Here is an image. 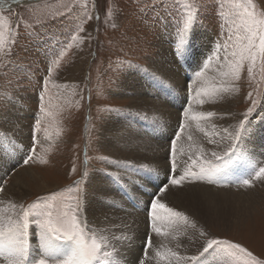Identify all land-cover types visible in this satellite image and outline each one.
<instances>
[{
	"label": "rangeland",
	"instance_id": "1",
	"mask_svg": "<svg viewBox=\"0 0 264 264\" xmlns=\"http://www.w3.org/2000/svg\"><path fill=\"white\" fill-rule=\"evenodd\" d=\"M240 2L241 0H44L25 6H11L0 11V15L11 21L13 27L10 37L14 40L11 53L6 55L5 62L0 64V138H6L4 141L7 142L5 143L7 151L4 157H1L0 163L6 168L10 167L2 171L0 187L11 186L14 176L27 170L29 175L37 179L34 181L33 178H28L22 173L26 180L23 190L25 197H21L23 198L21 205L25 206L24 208L37 203L42 204L44 198L52 195H56L54 203L58 207L69 205L72 203L70 198L78 194L75 191L78 182L80 189L88 195L90 177L93 175L105 178V173H110L109 169H112L110 161L120 159L111 156L104 140L110 138L112 144L121 145L120 139H123V146H129L131 143L139 145V134L142 129L138 126V122L135 125L134 121H141L144 129L142 134L144 145H139L143 153L138 152L137 155L148 156L152 151L151 146L148 145V135L153 136L154 132L157 133L156 140L161 139L154 142V146L156 144L154 153L161 152L159 148L163 146V154L162 157L144 160L133 156L129 161L126 158L119 160L129 166L121 169H131L129 171L133 174L125 173V176L128 179L126 181H131L134 187L130 188L125 183L124 177H119L122 184L114 183V187L120 194L124 193L123 198L129 201L131 206H133L131 200L137 201L139 197L136 196L139 194L143 193L142 199L149 200L143 211L139 205L133 207L142 211L140 216L130 215L131 220L124 219L120 215L116 216L120 220L113 234L120 233L122 237L117 240L116 237L114 238L117 242L109 245V251L114 248L120 262L139 264L149 236L152 237L153 247L147 249L150 259L144 264L148 262L156 264L158 258L155 257V252L161 243L167 244L168 247L172 246L176 251V242L174 243L170 237L167 241H162L161 237L151 231L149 205L158 191L167 187L168 191L163 194L164 198L165 195L171 197V189H174L177 200L185 203L189 194L193 196L195 190L205 192L212 190L214 193L228 190L236 193L247 188L240 183L246 178V173L237 174L232 169L235 171L243 169L247 160L264 165V62L258 60L256 68L251 73L250 65L245 63L239 80L226 78L231 83L234 97L229 99L230 110L227 109L229 112H221L223 116L219 113V118H215L217 120L223 117V121H220L230 126L229 132H234L248 109H253L248 116L249 124L246 126L248 134L242 135L241 141L238 142L240 154L245 157V161L224 173L213 176L215 179L211 177L217 181L216 183H208V177L194 184L185 182L182 187L170 183L171 140L178 134L179 126L183 122V112L188 109L189 104L191 105V92L195 90L192 85L196 80V73L198 70L208 72L210 67L215 65L213 62L215 49L221 44L233 43L236 33L243 32L241 25L246 18L243 17L242 10L236 7ZM186 3L197 12L193 35L198 41L194 39L192 44L195 46V42H200L196 50L203 52L199 57L204 61L201 59L190 61L185 57L190 66H200L192 68V71H181L179 68L177 70L179 74L174 78H169L167 75L159 76L151 65L153 60H157L156 58L160 56L159 43L162 38H174L168 43L172 47L170 48L173 56H176L173 63L181 62L183 58L178 57L174 49L178 25L182 23L187 11ZM244 3L248 6L246 0ZM248 7L254 10L257 19L264 17V0H252V5ZM89 16L91 19L87 18ZM81 27L83 31H79ZM77 35L79 39L74 40L73 37ZM229 36L233 37V40L229 41ZM203 40H208L205 41L206 45L202 43ZM207 45L208 47L210 45V50ZM220 53L224 56L223 49H220ZM165 54L166 60L169 59V54ZM132 71L138 73V77L134 79L135 88L144 79L143 85L150 88L147 90H155L156 87L161 89L157 92V98L160 97L162 101L166 100L171 104H181L178 114L173 115L174 118L167 117L161 120L159 117L157 123L149 113L141 115L137 111V107L132 105L133 98L131 100L128 96H122L120 86ZM153 74L164 82L161 83L164 86H158L159 82L153 79ZM45 80L48 82L46 90H44ZM179 82H183L185 87ZM165 84L172 88L166 87ZM172 92L175 93L174 97H171ZM42 93L48 115L40 112ZM22 115H27V118H23ZM38 121L37 131L35 125ZM149 122L152 124H147L145 127ZM192 123L194 121H189L184 135L177 141V147H183L186 152L190 151L187 147H194L195 150L190 153L195 157L199 150L187 140L189 134L196 133ZM110 124L112 134L110 137H105L103 134ZM15 127L20 133L16 132L17 129L14 131ZM223 134L227 136L226 133ZM199 137V140L203 141L202 144H206L205 134ZM129 139L132 140L131 143ZM209 146L214 148L215 144L209 143ZM33 148H35L34 155L31 152ZM206 148L207 146L204 149ZM30 155H33V159L28 160ZM203 159H211V152L205 150ZM25 160H27L26 164ZM41 160L46 162L42 163ZM186 160L187 155L177 156L179 163L175 173L177 176L183 172V162ZM133 169L142 170V179H138L137 175L140 173ZM256 182L258 181H254ZM262 183L264 181H259L255 189L258 196L250 202L251 215L248 218L228 226L211 225L203 230L207 235L193 239L187 253L183 251L182 254H195L198 250H202L207 239L215 238L239 243L247 248L260 264H264V184ZM221 184L228 186H220ZM184 188L186 189L182 190ZM3 193H0V200ZM10 198L14 199L12 196ZM119 206L120 204L117 205V209ZM176 210L183 212L184 209L176 208ZM183 213L189 216L187 209ZM80 218L82 222H86L83 210ZM87 226L96 232L88 224ZM130 226H133L132 229L129 228ZM36 230L34 224L29 228V233L33 232V240L37 244L35 235L38 230ZM109 233L112 234V231ZM29 238L32 239V236ZM124 248H128L129 256L122 258L125 252L120 250ZM35 250V254L32 255L34 258L37 256V248ZM208 260L213 261L214 264L217 261L219 264H230L231 258L223 256L217 250L208 255Z\"/></svg>",
	"mask_w": 264,
	"mask_h": 264
},
{
	"label": "snow or ice",
	"instance_id": "2",
	"mask_svg": "<svg viewBox=\"0 0 264 264\" xmlns=\"http://www.w3.org/2000/svg\"><path fill=\"white\" fill-rule=\"evenodd\" d=\"M16 2L17 0H13V3ZM246 3L251 6L252 0H246ZM248 6H245L244 0L236 5L237 8L242 10L243 17L246 18L241 25L243 32H237L233 43L221 44L214 53L213 58L220 61V49L224 51L223 63L220 64V68L224 70L219 71L220 77H231L234 80H239L245 63L250 65L249 72L251 73L256 68L258 60L264 62V17L257 19L254 10ZM10 7L5 3V0H0V11ZM185 7L187 11L182 23L178 25L174 49L178 57H187L193 51V29L197 12L187 3ZM87 18L91 19L90 16ZM12 27L11 21L0 15V64L5 62L4 57L11 53L14 45V40L10 37ZM79 31H83V28L81 27ZM73 39H79V36L77 35ZM228 40H233V37L229 36ZM68 46L70 47V45ZM203 77V71L196 73V80L193 81L192 86L194 87L196 82L201 81ZM153 79L162 84L164 83L154 74ZM212 79L215 80L216 77ZM47 83V80H45L44 90L47 89ZM207 84L208 82L204 81L196 91L197 102L201 105L204 103L203 97L229 91L225 80H221L219 84H213L211 87L206 86ZM165 86L170 87L167 84ZM40 101V112L48 115L49 113L43 103V93L40 96ZM252 111V108L248 109L244 119L239 122L234 132H229L227 128L222 130L230 140L226 149L222 152L212 151L211 159H203L204 149L202 147L194 157L190 152H186L183 147L178 148L177 141L184 135L185 129L189 126V121H195L197 130L203 132L209 138L208 142L216 143L212 137L220 136V133L215 130V126H212V131L209 132L200 123L201 121H209L210 118L215 116V113L193 112L191 105H189L188 109L183 112V122L179 126L178 134L171 142L169 155L171 163L170 183L182 187L185 182L194 183L206 177L209 178L208 183H216L217 181L211 179V177L218 173H224L238 163L244 162L245 157L240 154L238 142L241 141L242 135L248 134L246 126L249 124L248 116L251 115ZM35 128L37 131L39 130V121L36 123ZM4 139L6 138H0V152L3 151ZM192 139L191 135L187 136L188 141H192ZM31 152L34 155L35 148L31 149ZM33 155H30L28 160L33 159ZM178 155H187V160L183 162V172L177 176L175 173L178 167ZM41 162L45 163L46 161L41 160ZM24 163L26 164L27 160ZM110 163L116 162L110 161ZM124 167L129 166L125 165ZM146 170L154 171L151 169ZM240 171L246 173V178L240 181L242 186L251 188L255 186L254 181H264V165H258L251 162V160H247L246 166ZM106 175L112 174L106 173ZM85 176H87V173H85ZM115 179L119 182L120 178L116 177ZM220 186L228 185L221 184ZM75 191L78 194L70 198L72 203L62 207H58L54 203L56 195H52L44 198L42 204H33L28 208L8 202L7 210H12V215L9 216H4L3 213L6 209L0 208V260L6 262V264H49V261H51V264H120V260L115 255V249L109 251L110 242L108 237L94 232L87 226L86 222H82L80 217L87 193L80 189L79 182ZM167 191V187H164L150 201V227L151 231L159 237L167 239L171 236L172 240H177V233L186 232L187 228L195 230L197 225L195 222L190 223L189 217L183 212L177 211L161 201L160 196ZM3 192L4 188L0 187V193ZM17 208L19 212L15 211ZM32 224L38 230L36 233L37 256L30 259L29 228ZM199 235L203 237L207 233L200 231ZM180 246L179 243H176L177 249ZM152 247V237L149 236L143 258L139 260V264H144L146 260L150 259L147 249ZM217 250L223 256L231 258L230 264H260L252 253L239 243L215 238L207 239L202 246V250H198L191 255L181 254L168 247L167 244H161L155 252V257L158 258L156 264H214L213 261L208 260V255ZM216 264H219V262L217 261Z\"/></svg>",
	"mask_w": 264,
	"mask_h": 264
},
{
	"label": "bare ground",
	"instance_id": "3",
	"mask_svg": "<svg viewBox=\"0 0 264 264\" xmlns=\"http://www.w3.org/2000/svg\"><path fill=\"white\" fill-rule=\"evenodd\" d=\"M37 3H39V2H37ZM25 5H29V4H25ZM25 5H21V6H25ZM171 38L174 39L173 37H170L169 39H163L162 38L161 43H159V44H161L160 56H159V58H156L157 60H153L152 65H151L153 71L156 74H158L159 76L167 75L169 78H171V77L174 78V76L176 74H179V72H177V70L179 68H181V71L182 70H186V71L189 70L190 71L192 68L195 69L197 66H200V65L190 66L189 64H187V60L185 59V57H183L181 59V62L178 61L176 63H173L175 61V59H176V56H173V53H172L173 51H171L172 47H171V45L168 44L171 41ZM194 39H196V38H194ZM166 41H168V42H166ZM205 41L208 42V40H203L202 43L206 45L207 43H205ZM194 44H195V46L192 44V49H193L192 53L190 55H188L187 57L190 59V61H193V60L200 61L201 58L199 56L202 55L203 52H198V50H196V46H198L197 44H200V42H198V43L195 42ZM207 47H208V45H207ZM209 48H210V45H209L208 49ZM216 50L217 49H215V51ZM165 53L169 54V59H167V60H166V54ZM219 55L221 57V60L217 61L215 59L213 61L215 65H212L210 67V69L208 70V72L205 73L203 71L204 72L203 79L201 81L196 82V84L194 86L195 90L193 92H191L192 95H191L190 102H191V108H192L193 112H201V111H203V112H213V113H215V116L210 118L209 121H201L200 123H201V126L206 128L209 132L212 131V126H215V130L220 133V136H213L212 139L215 140L216 143H210V144L211 145L215 144V146H214L215 151L222 152L224 149H226L227 145L230 143L228 137L223 134L222 130L225 129V127H226L230 131V129H229L230 126L228 124H224L222 122L223 121L222 120L223 117H221V119H217V120L215 118H219L218 116H219V113H221V112H229L227 110V109H229V103H230L229 99L230 100L233 99L234 93H233V88L231 86V83L228 82L226 78L220 77V75H219V71L224 70V69L220 68V64L223 63V59H222L223 55H221L220 52H219ZM201 61H204V60L201 59ZM213 67H214V69H213ZM198 72H199V70H198ZM135 77H138V73L135 72V71L130 72L128 77H125L124 83L120 86V89H121V92H122V96H124V97L128 96L131 100H132V98L134 99L132 101V105L137 107V111L141 115L142 114H147L148 115V113H149L151 115V117L153 119H155V122H157V120L159 122V119H158L159 117H161V120H163V119L165 120L167 117H171V119H172V118L175 117V116H173L175 113L178 114V111L180 109L179 106L181 104L176 105L174 103L175 104L174 105V104H171L169 101H166V100L162 101L160 99V97L157 98V94H158L157 92L159 90H161V89L156 87L154 89L157 90V91L152 90V89L151 90H147V89H150V88L143 85L144 82H145L144 79L135 88L133 86ZM213 77H216V79L213 80L212 79ZM178 80H180V79H178ZM221 80H225L226 81V83H227V85L229 87V91L228 92H221V93L216 94V95H210V96L203 97L204 103L202 105L197 102L196 91L201 86V84L204 83V81L208 82V84L206 86L211 87V85H213V84H219ZM176 82H174V83H176ZM179 84L182 87H185L183 82H179ZM158 86L162 87L164 85H162L159 82ZM170 88H172V87H170ZM194 95H195V98H194ZM150 97L154 98V100L156 98L157 100L154 101ZM186 101L188 102V97H187ZM13 105H15V104H13ZM12 109H14V106H13ZM18 111L21 112V110H19V109H18ZM18 113H17V115H18ZM222 116H223V114H222ZM22 117L23 118H27V115H22ZM20 119H21V117H20ZM220 120H222V121H220ZM179 121H180V117L178 119V123H179ZM229 121L232 122L231 120H229ZM134 122H135V125H137V122H138V126L142 129L140 134H139V137H140L139 145L140 146L144 145L143 144V137H142V134L144 133L143 122L142 123H141V121L140 122L139 121H134ZM147 124L149 125V124H152V123L151 122L146 123V126H145V123H144V126L147 127ZM16 126H17V124H16ZM192 126L195 129L196 133H194V132L192 133L191 136L193 137V139H192V141H190V145L196 146L197 150H199V147L200 148L202 147L204 149L207 146V148L204 149V151L206 150L207 152H212L214 148H213V146L212 147L209 146V142H208L209 138L207 137L206 138L207 140H204V141H206V144H202L203 141L199 140V138H200L199 135H201V137H202V135L204 136L203 132H200V131L197 130L195 121H194V123H192ZM15 130H16V132H18V128L17 127H15L14 131ZM148 131H150V130H148ZM18 133H20V132H18ZM111 134H112V125L110 124L109 127H107L105 129V132H104L103 135H105V137H110ZM22 136H24V135H22ZM148 138H149L148 145L151 146L150 149L152 150L148 154V156H146L145 154H144V156L137 155L138 152L139 153H143L142 148H140V146L137 143H131V141H132L131 139L128 140L129 143H131V145H129V146H123V139H120V144L121 145L112 144L111 141H110V138H107L106 141L104 140V142L106 143V146H107L106 148H108V150H110L111 156H113V157L116 156V158L120 157L119 160L126 158L129 161L130 159H132L131 156L137 157V158H140V159H143V160L144 159H151L153 157H155V158L162 157L163 146H161L159 148V149L162 150V151L159 150L161 152H157L156 151V153H154V149L156 148V144L154 146V142L155 141H161V139L160 140H156L157 133L154 132L153 136L152 135L151 136L148 135ZM159 138H160V135H159ZM5 143H7V142H5L3 140V151L0 152V160L2 159L1 157H4V155L6 154L5 152L7 151V147H6ZM217 145H219V146H217ZM187 148L191 152L193 150H195L194 147H187ZM190 151H188V152H190ZM255 151H257V150H255ZM248 153L250 154V152H248ZM13 157L14 156H12V158ZM4 160H6V159H4ZM119 160L118 161L115 160L116 163H114V164L112 163V165H111L112 169H109L110 173L112 175H106V173H105V178H101L100 176L96 177V176H93V175L90 177V179H89L90 192L88 191L89 193H88V195L86 197V200H85V202L83 204L84 206H83V209H82L83 210V217H84L86 223L89 226H91L93 229H95L97 233L106 235L108 237V239H109V242L111 241L110 244H112V242H114L116 244V242H117L116 240L118 238L122 237V234H120V233L113 234V231L116 232V229H117L116 224H119V220H120V218L116 217V216L120 215V217H122L124 219H129V220L132 219L131 216L132 217L140 216L139 214H141L143 209L146 208V206H147L146 203L149 200V199L147 200L146 198L142 199V196H143V193H142V194H139V196H136V197H139V199L137 201H134V200L130 199L132 201V203H133V206H131L132 204H129V201L127 202L126 199L123 198L122 194H120L117 191V189L114 187V183H116V184H122V183L120 182V180L118 182L115 178L116 177H124L125 181H126L128 179L126 178L125 173H127L128 175L133 174L131 171H129L131 169H121V168H123L125 166L123 164H126V163H122L123 161H119ZM138 164H140V163H138ZM149 164H152V163H149ZM8 168H10V167L6 168L5 165L0 163V169H1L0 170V175L2 174V171L4 169H8ZM116 168H118V169H116ZM133 170L139 172L140 174L137 175V176H138V179L141 178L142 170L141 169H133ZM22 173L26 174L28 178H33L34 177V176L29 175V172L27 170L19 172L16 176H14V182L12 181L13 184L11 186H7V187L4 188L5 191H4L3 195L1 194L3 197L0 200V202H2V203H0V208L6 209V211L3 213L4 216L12 215V210H7L8 209V202H13L16 205H21L22 199L25 197L23 190H24V187H25V184H26V180H25L24 174H22ZM107 173H109V172H107ZM121 175H124V176H121ZM36 179H37L36 177L33 178L34 181ZM125 181H123V183ZM125 183H127V185L130 186V188L134 187V185H133V183L131 181H126ZM258 184H259V181L254 183V185H255L254 187H251V188L247 187L246 189L243 188V189H241L243 191H239L238 190V192H236V193L228 192V190H227V192H221V193L219 191H218L219 193L218 192L214 193V191H212V190L211 191H207L206 190L207 192H205L203 190H195L194 191L195 193H194L193 196H192V194H189V197H188V200H186V203L183 202V201L177 200L176 192H175L174 189L172 190L171 188H170L171 191H172V196L171 197H170V195H165L164 198H163V195L160 196L161 197L160 198L161 201L166 203L169 207H172L174 209L179 208L180 210L181 209H184V210L187 209V211H188L187 214H189V216H188L189 217V222L190 223L191 222H195V224L197 225V228L195 230H193L191 228H187L186 232L185 231H181V232L177 233V240H172L171 236H169L174 243L175 242L176 243L180 242L181 245H182L181 249L178 248L176 251L179 250V252L181 254H182L183 251L187 253V251H188L187 249L189 247V244L192 242V240L195 239V238L198 239L200 237V235H199L200 231H203L204 229H207V228L211 227V225H219V224L222 225V224H224V225L228 226V225H230V224H232L234 222H239L242 219L248 218L251 215V203L250 202L255 197L258 196L257 192L255 191V189H256ZM262 184H264V183H262ZM184 187H185V185H184ZM197 187L199 188V185ZM185 189L186 188H184L182 190H185ZM155 190L156 189H154V191ZM171 191H170V193H171ZM187 191H189V190H187ZM158 192H160V191H158ZM158 192H157L156 195H158ZM11 196L14 197L15 201H14V199L11 200V198H10ZM106 196H107V198H105ZM21 197H23V198H21ZM96 198H97V200H95ZM118 204H120V206L117 209V205ZM136 205H139V207L142 209V211L133 208ZM184 210H183V212H184ZM15 211L19 212V209L17 208ZM177 211H179V210H177ZM132 227L133 226H130L129 228L132 229ZM109 231H112V234H110ZM32 233L33 232H30V235H29V236H32V239L29 238V240L31 242L30 259L34 258V256H32V255L35 254V252H36L35 249L37 248V244L33 240V234ZM114 238L116 240H114ZM161 238H162V241L163 240L167 241V239H168V238L165 239L164 237H161ZM159 240H161V239H159ZM168 242H169V240H168ZM156 245L158 246V244H156ZM196 245H198V241L197 240H196ZM159 246H160V244H159ZM170 247L172 248V246H170ZM120 251L125 252V256H122V258H125V257L129 256L128 248H124V249H122ZM0 264H6V262L1 261ZM120 264H125V263L124 262H120ZM148 264H149V262H148Z\"/></svg>",
	"mask_w": 264,
	"mask_h": 264
},
{
	"label": "water",
	"instance_id": "4",
	"mask_svg": "<svg viewBox=\"0 0 264 264\" xmlns=\"http://www.w3.org/2000/svg\"><path fill=\"white\" fill-rule=\"evenodd\" d=\"M41 1H44V0H17L16 3H13V1H5V3H7L10 6H21V5L32 4V3H37Z\"/></svg>",
	"mask_w": 264,
	"mask_h": 264
}]
</instances>
